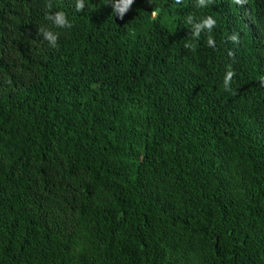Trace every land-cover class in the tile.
Masks as SVG:
<instances>
[{
	"label": "trees",
	"instance_id": "16d2710c",
	"mask_svg": "<svg viewBox=\"0 0 264 264\" xmlns=\"http://www.w3.org/2000/svg\"><path fill=\"white\" fill-rule=\"evenodd\" d=\"M122 5L0 0V264H264V0Z\"/></svg>",
	"mask_w": 264,
	"mask_h": 264
},
{
	"label": "clouds",
	"instance_id": "9594fccd",
	"mask_svg": "<svg viewBox=\"0 0 264 264\" xmlns=\"http://www.w3.org/2000/svg\"><path fill=\"white\" fill-rule=\"evenodd\" d=\"M201 2H202V0H201ZM237 2L239 3L240 0H237ZM133 3H134V0H123V5L120 8V18L121 19L123 18L124 13H126L129 10V8L131 7V5ZM78 8L82 9L83 4L82 3L78 4ZM48 19L53 20V18L51 16H49ZM53 23L55 26H58V27L70 26V25H68V21H67L66 16L63 12L56 14ZM214 24H215V21L212 20L211 18H209L208 20L204 21V23L202 25H200L199 27H207V28L211 29L214 26ZM45 35L49 40L55 42L56 36H54L51 31L45 32ZM208 43L211 45L212 41L209 40ZM232 75H233V73L229 72L228 77L225 81V84H227L228 81L231 80Z\"/></svg>",
	"mask_w": 264,
	"mask_h": 264
}]
</instances>
